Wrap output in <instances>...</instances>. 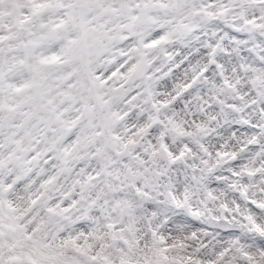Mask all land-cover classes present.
Masks as SVG:
<instances>
[{
    "label": "snow or ice",
    "instance_id": "1",
    "mask_svg": "<svg viewBox=\"0 0 264 264\" xmlns=\"http://www.w3.org/2000/svg\"><path fill=\"white\" fill-rule=\"evenodd\" d=\"M0 264H264V0H0Z\"/></svg>",
    "mask_w": 264,
    "mask_h": 264
}]
</instances>
